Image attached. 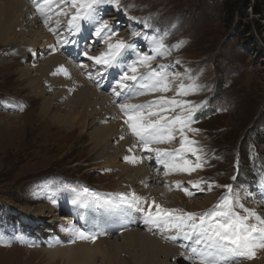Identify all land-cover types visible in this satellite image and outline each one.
Here are the masks:
<instances>
[{"label":"rangeland","instance_id":"374dc122","mask_svg":"<svg viewBox=\"0 0 264 264\" xmlns=\"http://www.w3.org/2000/svg\"><path fill=\"white\" fill-rule=\"evenodd\" d=\"M64 6L68 5L64 2L62 5H53L52 9L59 11L60 7ZM97 9V22L104 21L111 26L115 33L111 37L116 38L114 43L122 40L131 45L114 63L121 66L120 69H111L110 76L119 81L134 63L137 67L135 75L138 78L149 73L150 68L159 71L160 65L169 66L170 91L157 90L155 93L150 89L141 88L140 84L133 81H125L133 87L132 93L122 104L152 103L154 107H145L142 110L144 123L159 119V116L149 117L148 113L159 111L154 102L161 98L187 100L201 105L195 111L194 121L190 125L198 131L185 129L184 136L196 142L186 147L202 149L198 155L203 166L184 180H181L180 175L173 174L172 185L167 179L163 182L152 178L150 180L148 177L143 183L141 178L134 177L132 170L135 167L130 169L128 165L129 160L137 157L140 149L139 142L128 124L125 123L116 129L119 135L112 134L113 137L108 140H100L104 143V149L95 143L96 138L92 135L107 123L118 122L120 119L127 121L125 116L129 118V115L121 111V103H114L111 99V104L105 106L106 111L111 114L106 112V119L103 116V120L100 116L91 117L90 120L88 115L82 118L79 114L84 108L80 106L75 114L79 122L66 123L62 116L68 113L71 106H76L73 102L75 91L68 89L64 94L67 97L54 98L62 87L47 88L39 81L41 76L35 75L39 73L35 70L37 62L44 64L46 57L57 52L52 48L49 52L39 53L38 58L35 54L30 61H27L28 57L25 56L6 57L4 53L9 47L0 40V56L3 58L0 60V264H74L70 260L73 259L71 256L74 254L76 241L61 235V224L56 221L51 223L50 216H44L43 220L37 221L33 212L21 210L47 204L54 207V211L46 213L55 216L71 214V204L81 205L86 200L87 203L83 204L86 213L79 219L82 224H89L94 220L97 211L95 199L91 194H86L84 197L88 199H84L76 195L81 191L72 188L87 186L92 188L91 190L110 192L109 196L114 198L113 210L108 208L106 212L100 208V213L103 211L99 216L102 221L109 218L110 211L127 221V211H130L129 215L133 211L139 214L140 207H145L152 200L165 209L195 213V223L199 222L201 214L212 209L226 195H231L238 205H243V208H235L241 215L247 214L244 209L253 210L256 205L261 206L258 199L264 195L261 190L264 184V0H119V7L115 3H104L98 5ZM51 23L55 24V27L58 25L55 20ZM62 23L59 24L64 26L65 31L72 37L75 31H70L69 25ZM86 23L89 24L88 21ZM91 26L94 24L84 26L79 31H90ZM37 30L50 32L42 28ZM134 32L136 35L132 34ZM102 35L97 37L94 30L93 36L89 34L88 45H96L97 42L103 44L108 36L106 33ZM153 38H156V41L162 40L169 54L157 57L151 60L149 65L142 66L137 61L141 56L153 55ZM56 40L59 41L58 49L63 55H66L67 50H71L70 45L75 42L74 39L68 44L62 42V35L56 36ZM106 49L102 46L96 51V55L107 52ZM36 50L28 48L27 55ZM87 51L91 50L87 48ZM74 56L78 58L77 63L92 65L91 60L82 57L84 55L76 53ZM63 59L72 67L78 66L72 64L70 58ZM35 60L36 64L33 62ZM176 61L180 63L177 64ZM95 65L98 68L91 72L98 74L101 84H106L109 78L107 68L99 67L96 63L91 67ZM27 67L31 72L25 69ZM175 73H180L181 78L173 79ZM132 74L129 72V75ZM29 76L33 77L34 82L30 83L32 78ZM89 79V85L96 88L97 81ZM172 82H176L173 88ZM142 83L150 81L144 80ZM181 83H195L198 88L188 95L177 96ZM141 92L143 94H140ZM107 95L110 98V95ZM92 108L86 112L92 113ZM177 114H183L180 108L175 112L164 113L169 118ZM85 123L87 126L83 127ZM132 137L134 142H137V148H131L128 144ZM181 139L183 136L180 134L176 136L174 141L172 140L173 146H170L172 149L168 151L179 149ZM125 141L127 144L122 143ZM147 149L155 147H144L145 154L139 151L141 161L150 162L149 159H153L150 154H156L154 151L147 152ZM184 155L195 165V156L189 152ZM141 164L142 162H138L135 166L140 167ZM151 164L150 162L146 166L153 167ZM165 169L159 168L157 172L165 174ZM177 181L180 182V187H177ZM193 183H199L200 188L193 187ZM209 185L212 186L211 190ZM227 185L232 186L231 194L225 187ZM147 188H160L163 193L154 195L147 191ZM185 189L191 195L186 194ZM168 190H171V193L167 192ZM172 191L181 193L173 199ZM133 194L140 198L135 206L119 205L120 200L122 202L125 197L132 198ZM177 198L180 201L177 202ZM254 199L257 203L252 204ZM106 203L110 206V201ZM117 204L118 210L115 208ZM254 211L264 216L262 208ZM23 218L28 221L20 223ZM74 226L81 227L78 222ZM128 226L129 228L116 230L112 236L96 235V241L104 239L99 244L109 250L113 259L106 260L99 255L96 264H139L142 259L139 252L124 247L122 232L133 228L144 229L146 226L151 229L155 227H149L147 224ZM146 229L144 230L147 231ZM163 233L156 234L160 239L167 241V235ZM56 238L63 240L54 243ZM65 246L72 248L67 249ZM59 247L62 248L55 249ZM260 257L261 254L252 259L241 258L239 263L248 264L259 260ZM184 262L174 257L170 264H185Z\"/></svg>","mask_w":264,"mask_h":264},{"label":"bare ground","instance_id":"6f19581e","mask_svg":"<svg viewBox=\"0 0 264 264\" xmlns=\"http://www.w3.org/2000/svg\"><path fill=\"white\" fill-rule=\"evenodd\" d=\"M62 1L63 0H55V2L53 4L54 6L55 5L58 6V4L62 5L65 2L68 6L67 7L64 6L62 8L60 7L59 11H61V12H59L57 10H53L52 9L53 5H52L50 8H44L43 9L44 15H41V13L39 11H37V5L38 4L42 5L43 0H0V40L2 43L4 42V45H7L9 47V49H7V51L4 54L6 57L12 56V57H16V58L25 56V57H28L27 61H30V59L34 58V56H36V55L38 58L39 53H45L47 51L49 52L53 48V50L55 52H57V54H52L49 57H46L44 60V62H45L44 64H38V62H37V65H35V67H36L35 70L39 71L40 74L38 73L35 75L41 76L39 78V81L42 84H44L45 86H47V88L51 89L52 87L56 88L58 86L62 87L61 91L59 90L54 95L57 97H54V98H59V97L63 98L64 96H66L64 94L67 92L68 89L75 91L74 95H73L75 100H73V102L76 106H74V105L71 106L72 108H69L68 113L64 114L62 116L63 121H65L66 123H71V122L78 123L79 120L75 116V114L78 113V110H79L78 108L80 106L84 108L82 113L79 114V116L81 115L82 118L87 117V115H88V118L90 120V119H92L91 117L100 116L101 120H103L102 117L103 116L105 117L107 115L106 112L111 114V112L106 111L105 106L107 104H111L112 100L114 103L116 101V102L122 104L124 102V100L127 98V96H129L132 93V88H130L127 91H123L120 96L114 95L113 89H117L118 91L120 89L118 88V85H117L118 80L114 79V76H110V70L118 68L116 70V71H118L121 66H119L118 64H116V65L113 64L112 67L99 65V67H106L107 68L106 73L109 75V78H108L106 84H101V80L98 77V74L96 75L94 72L93 73L91 72V71H94L95 69L98 68L97 65H95V67H91L92 65L95 64L94 63L95 61L91 60L92 65H88L85 63H77L78 58H76L74 55L76 53L78 55H81V54L83 55V53L86 51L88 56H97L96 55L97 50L102 48V46H105L108 49V44L109 43L114 44L116 38L111 37V39H105L103 37L105 39L103 44L96 41L99 45H97V43H96V45L94 43L93 44L91 43V45H88L89 34H92V36L94 34V30H95L94 26H91L90 31H86V32L75 31L73 33V36L71 37V34H68V32L65 31L66 30L65 27L61 26L59 23L64 22L68 18L71 19L72 15L75 14L76 9L71 6V0H65L63 2ZM65 13H66V15H65ZM62 16H64V17H62ZM65 17H68V18H65ZM70 19H68L66 22H64L62 24H66V26H67L68 21ZM54 20L56 21V24H58L56 27H55V24L51 23ZM88 25H91V22H89V24H87L86 21H82L80 23V28H82L84 26H88ZM38 28L47 29L50 32H45L43 30L39 31V30H37ZM58 35H62V37H63L62 42L67 40V44L70 42L71 39L75 40V42L72 45H70L71 50L66 51V55H63L60 52V50L58 49L59 46L57 45V43H59V41L56 40V36H58ZM153 39L156 40V38H153ZM147 44L149 45L150 42ZM93 45H95V47H93ZM98 46H100V48H97ZM150 46H152V44ZM28 48H33V49H37V50L35 52H30V55L29 54L27 55L26 51ZM87 48H89L91 51H87ZM101 52H102V50H101ZM72 54H74V55H72ZM63 57L66 59L70 58L73 61L72 64L78 65L77 67L79 68V70H77V67H72L71 65L66 64L64 62ZM82 57H86V56L84 55ZM1 59H3L2 56H0V60ZM33 62H35L34 64H36V60ZM25 69L28 70L29 72H31V69L29 67H27ZM61 69H63V71ZM35 75H32V76H35ZM32 76H29V78H32V80H30L28 78L30 80V83L34 82ZM90 77L93 81H95V80L97 81L96 82V85H97L96 88L89 85L88 82L90 80L89 79ZM175 84H176V82H172V88L175 87ZM93 85L95 86V84H93ZM169 85H170V83H169ZM45 90L46 89H44V91ZM68 94H69V91H68ZM107 94L110 95V98ZM90 107H93L92 109H94V111L92 113L88 114L86 111ZM100 107H102L103 109H101ZM155 107H157V106H155ZM98 108H100L101 110L100 109L98 110ZM125 118L128 120L127 116H125ZM194 118H195V116H194ZM104 119H106V117ZM125 123L126 122L124 120L121 121V119H120L118 122L115 121L113 123H107L106 125L102 126V128L100 130H98L97 132H94L92 134L96 138L95 143H98L100 145V148L104 149V143H102V141H100V140H108V138H110L112 136V134L119 135L118 132L116 131V129L119 126H122L123 124L125 125ZM82 126L85 127V126H87V124L85 123ZM121 129H123V128H121ZM128 134L130 135V132H128ZM174 135H175V133H174ZM178 135H175V137ZM136 139L138 140L139 143H141L139 141L138 137H136ZM170 142L172 144H170ZM170 142H167L169 144H166V142H165V146H163L164 143H159V147H158V144H155V143L150 144L149 146L155 147V149L157 148V149L168 151V150L172 149L170 146H173V142L172 141H170ZM122 143L127 144L126 141L122 142ZM135 143H137V142H134L133 137H132V139H130L128 141V144L131 146V148H132V146L137 148ZM139 143H138V146L140 149L138 150V152L136 151L138 153L137 157L132 158L135 160V162H133V160H129L128 165H130L129 166L130 169H131V167H135L132 170V171H134V177L141 178L143 183L147 180V177H148V178H150V180H152V179H154L155 181H162L163 180V182H166V181H164V179L165 180L167 179L170 182L169 184L172 185L174 182V180H173L174 175L173 174H175L176 176L180 175L182 177L181 180H184L188 175L193 174L192 172L190 174L187 172H172V171H169L168 169H165V171L168 172L167 175L163 174L162 172H157V169L163 168L164 166L158 161L156 154L155 155L150 154V157L153 159H149V160L152 163L151 165H153V167L152 166H149V167L146 166V164H148V163L150 164V162L141 161L140 152H141V154H145L146 151L143 150L144 146H140ZM147 152H148V149H147ZM138 162H142V164L139 165L140 167L135 166L136 164H138ZM156 173H158V174H156ZM253 183L258 184L259 182H253ZM85 187L87 188V191H85V189H86ZM173 187H175V186H173ZM72 189H75L76 191H81V192H78L76 194L80 197H84L86 194L87 195L91 194V196H93L95 199L94 202H95V207H96L97 211L95 213L94 220L91 221L89 224H88V222L86 224H82V222H80V219H79V217H82V215H84L86 213L85 212L86 208H84V206H83V204L87 203L86 200L83 201V203L81 205H75L74 204L75 205L74 206L73 204H71V206L69 207L70 210L73 211V213H71V214H62V215L55 216V214L46 213V211H48V212L51 211V213L54 211V207H51L47 204L39 205L38 207H35L33 209H31V208H26V209L23 208L22 209L21 208V210H22V212H33V215H34V217H36L35 219L37 221L43 220L44 216H47V217L50 216V218H51L50 222L51 223L53 221H56V222H59L61 224V226H60L61 230H62L61 235H63L64 237H68V239H73L74 241H76V247H73V249H75V251H74L73 256H71L73 259L70 260L74 264H96V258L99 255L103 256V258L106 260L109 259L110 261H112L113 259L111 258V254L109 253V250L102 248L99 244L102 240H104L103 238H100L97 241L96 240L93 241V240L77 239V238H75V236L72 232L67 230L69 228V226H73L78 222V225L81 227L77 228V229H80L81 231L91 232L94 235H110L111 234V236H112L116 233V230L120 231V230H123L125 228H129L128 225H133L134 227H136V226H142V225L146 224V223H144V220H145L147 212L149 210H151L155 213V211H156L155 205H159L157 201L152 200V201L148 202L145 207H143V206L140 207L139 214L136 211H133V213H136V214L131 213L129 215L130 211H127L126 215H128V217H129V219H127V221H126V219L124 220L122 217L119 218L120 216L119 217L115 216L116 213H114V212L111 213V211H110V216H109L110 219L105 218L102 221L99 218L101 213L103 211L107 212L108 208L110 210L112 209V201L114 198L109 196L110 192L96 191L98 189L91 190L92 188L89 189L87 186H83L80 189L79 188H72ZM93 189H95V188H93ZM154 190H156L155 193H154ZM261 190L264 191V184L262 185ZM147 191H151V194H154V195L163 193V191L160 190V188H155V189L147 188ZM170 191L168 190L167 192H170ZM174 191H172L173 199L175 198V196L177 197V196H179V193H181V191H179V192H174ZM111 195H113V194H111ZM84 199H88V198L84 197ZM115 199H117V198H115ZM177 199H179V198H177ZM107 201H110V206L108 203H106ZM176 201L178 202V201H180V199L176 200ZM258 201H259L258 204H260L261 206L256 205L252 211H254L255 209H261V208L264 210V195L261 196L258 199ZM197 202H199V201H197ZM199 203H201V202H199ZM253 203H257V200L254 199L252 204ZM126 204L127 203L121 202V200L119 201V205H121V206L122 205L126 206ZM252 204H250V206ZM117 206H118V204L115 207L116 209L118 208ZM100 208H102V209H100ZM121 208H123V207H121ZM121 208H119V209L121 211H123ZM99 209L103 210V211H101V213H100ZM78 211H80L81 213L79 214ZM258 211H262V210H258ZM256 213L261 216V214L259 212H256ZM136 215H138V216H136ZM23 216H26V215H23ZM261 217H264V216H261ZM27 221H28L27 219L23 218L20 221V223L27 222ZM125 221H126V223H125ZM137 221H138V223H136ZM250 222L256 223L255 220H252ZM197 223H199V222H197ZM118 224H120V225L118 226ZM82 226H84V228ZM148 226L150 227L151 225H148ZM146 228H148V227L146 226ZM146 228H144V229H146ZM144 229L140 228V229L135 230L133 228L130 231L125 230L122 232V235H121V236H123L121 238H123V240H124L122 243V244H124V247H126L128 250H132V251L137 250L139 252L138 254H140V257L142 258L139 261V264H168V263L170 264V261H172V259L174 257L177 258L178 260L181 259V261H183V262L185 261L184 262L185 264H192V262L185 259V257L190 256V252H189L188 248L187 247H181L182 244L191 245L192 241L186 240L184 238L182 232L179 229L173 228V230H171V229H160V228H154V229L148 228V229H146L147 231H145ZM141 230H143V231H141ZM184 230L187 231V229H184ZM161 232H164L163 234L167 235V238H166L167 241L164 238L160 239L159 235L156 234V233L160 234ZM64 237H63V239H64ZM106 237H108V236H106ZM63 239L60 240L58 238L57 240H53V241L55 243L57 241H62ZM169 243H171L172 245ZM60 248H62V247L55 248V249H60ZM65 248L69 249L72 247H66L65 246ZM260 254H261V257L259 258V260H256V261L253 260L248 264H264V248H258L255 250L256 257L260 256ZM163 257H164V259H163ZM256 257H254V258H256ZM240 259L241 258H237L233 261H229L228 264H247L244 262L239 263ZM108 264H110V263H108ZM194 264H199L198 258H195ZM222 264H224V262H222Z\"/></svg>","mask_w":264,"mask_h":264},{"label":"snow or ice","instance_id":"6c2138e0","mask_svg":"<svg viewBox=\"0 0 264 264\" xmlns=\"http://www.w3.org/2000/svg\"><path fill=\"white\" fill-rule=\"evenodd\" d=\"M55 0H43L42 5H37V11L44 15V8H50ZM104 3H115L119 7V0H71V6L76 9L74 15L68 21L70 31H79L80 23L88 21L94 24L95 34L100 37L102 34H107L108 39H111L115 33L111 30V26L104 21L97 22V6ZM59 14V13H58ZM66 15V13H65ZM136 35V33H132ZM67 43V40L64 41ZM154 47L152 48L153 55H144L139 57L138 63L142 66L149 65L150 61L164 55L169 54V50L164 45L163 41L153 40ZM131 45L119 40L116 43H109L107 52L101 53L98 56L85 55L89 60L95 61L98 65L112 67L117 61V58L122 55L123 51ZM179 64V61H176ZM168 65H160L159 71L150 68L149 73H146L139 78L135 75L137 71L136 64L130 65L121 79L117 81L119 91L113 89V94L120 96L123 91H127L133 87L125 83V81H133L140 84L141 88H147L152 91H170L168 77ZM63 71V69H61ZM129 72L133 73L129 75ZM91 78V77H90ZM180 73H175L173 79H180ZM191 79V77H189ZM144 80H149L150 83H142ZM198 85L195 83L185 85L180 84L177 89V96L188 95L189 92L197 90ZM140 94H143L142 92ZM159 108L158 112H149L148 116H159V119L144 123V116L141 115L145 107L152 108L153 104L148 105H133L121 104V111L128 113L129 118L126 121L134 136L138 137L141 144L148 148L150 144H159L170 142L175 139L174 133H179L183 136L181 139V147L174 151L161 149H148L154 151L160 163L166 169L172 172H187L191 173L199 168H202L200 155L202 149L195 147H186V145L195 144V141L189 140L184 136L185 129L196 132L198 129H192L191 123L194 121L195 111L201 106L193 104L191 101H181L177 99L161 98L154 102ZM22 107V106H18ZM177 108L181 109V113L169 118L164 115L166 112H175ZM189 152L196 157V163L193 164L185 158L184 153ZM128 159V158H126ZM133 162L135 160L133 159ZM166 175L168 172L165 173ZM191 183V182H190ZM177 187H180V182H176ZM193 187L200 188L199 183H193ZM211 190V185L208 186ZM228 192L232 193V186H225ZM87 191V189H85ZM186 194L191 195L185 189ZM139 197H125L123 203L130 206H135L139 202ZM243 205H238L231 195H226L217 205L207 212L199 216V223H195L197 216L195 213L181 212L177 209H165L160 205H155V213L149 210L146 214L144 223L160 229H179L186 240L192 241L191 245L182 244L181 247H187L190 256L185 257L194 264L195 258L199 259V264H228L237 258L252 259L255 256V250L264 248V217L258 215L255 211L244 209L246 215H241L235 211V208ZM255 220L256 223L250 221ZM192 222V223H189ZM184 229H187L185 231ZM72 232L77 239L95 240L96 235L91 232L81 231L75 226H69L67 229Z\"/></svg>","mask_w":264,"mask_h":264},{"label":"trees","instance_id":"16d2710c","mask_svg":"<svg viewBox=\"0 0 264 264\" xmlns=\"http://www.w3.org/2000/svg\"><path fill=\"white\" fill-rule=\"evenodd\" d=\"M262 136H264V135H262ZM263 142H264V140H263Z\"/></svg>","mask_w":264,"mask_h":264}]
</instances>
